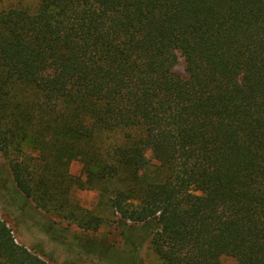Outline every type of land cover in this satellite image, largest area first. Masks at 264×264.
<instances>
[{
    "label": "trees",
    "instance_id": "16d2710c",
    "mask_svg": "<svg viewBox=\"0 0 264 264\" xmlns=\"http://www.w3.org/2000/svg\"><path fill=\"white\" fill-rule=\"evenodd\" d=\"M0 152L18 153L19 191L69 220L85 224L72 188L99 186L125 243L93 240L106 262L139 264L148 238L162 264H264V0L0 8ZM0 264L52 263L0 218Z\"/></svg>",
    "mask_w": 264,
    "mask_h": 264
},
{
    "label": "rangeland",
    "instance_id": "374dc122",
    "mask_svg": "<svg viewBox=\"0 0 264 264\" xmlns=\"http://www.w3.org/2000/svg\"><path fill=\"white\" fill-rule=\"evenodd\" d=\"M38 3L39 0H0V8L18 6L34 11ZM175 69L182 75L186 74L183 59H180ZM22 152L29 156L37 155L30 140L23 142ZM14 155L18 153L5 155L0 152V218L13 230L16 240L52 264H111L94 252L91 242L97 240L120 250L124 249L125 243L119 215L107 207L99 186L89 184L87 188H72L68 195L71 203L77 207L80 221L85 224L69 220L58 212L41 208L31 197L19 191L8 164V159ZM146 155L149 158L147 172L152 176L153 173L163 175L159 161L150 151ZM82 167L80 160H73L69 171L85 180ZM138 244V248L135 246V258L140 261L139 264H162L148 238L143 243L138 241ZM220 261L221 264H237L236 258L230 255H222Z\"/></svg>",
    "mask_w": 264,
    "mask_h": 264
}]
</instances>
